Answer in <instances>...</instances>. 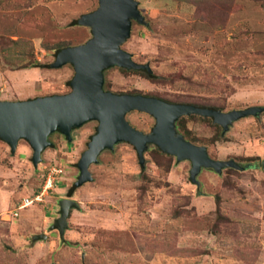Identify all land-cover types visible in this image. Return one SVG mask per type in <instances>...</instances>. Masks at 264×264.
Returning <instances> with one entry per match:
<instances>
[{
  "label": "rangeland",
  "instance_id": "1",
  "mask_svg": "<svg viewBox=\"0 0 264 264\" xmlns=\"http://www.w3.org/2000/svg\"><path fill=\"white\" fill-rule=\"evenodd\" d=\"M138 1L148 25L133 20L123 48L156 76L109 67L106 90L224 111L264 106V0ZM98 6L99 0H0V100L70 92L73 64H51L61 49L93 36L78 19ZM193 115L178 120L188 140L206 145L213 158L249 167L203 168L198 185L190 160L151 143L142 165L125 141L101 152L90 165L93 180L76 186L98 121L74 128L71 140L50 134L37 167L27 140L13 151L0 138V264H264V112L225 133L212 117ZM126 117L144 132L156 124L139 110ZM50 166L63 173L44 191ZM36 195L41 199L14 216ZM64 197L80 208L71 209L62 240L51 226ZM37 233L48 237L33 242Z\"/></svg>",
  "mask_w": 264,
  "mask_h": 264
},
{
  "label": "water",
  "instance_id": "2",
  "mask_svg": "<svg viewBox=\"0 0 264 264\" xmlns=\"http://www.w3.org/2000/svg\"><path fill=\"white\" fill-rule=\"evenodd\" d=\"M133 20L148 25L138 0H99L97 9L83 14L78 22L89 26L93 36L85 43L64 47L51 64L57 68L73 64L75 74L71 91L23 100H0V138L10 144L13 151L21 139L27 140L34 149L33 164L37 167L43 151L52 145L50 134L59 130L71 140L74 128L98 121L97 131L78 162L80 176L76 186L93 180L90 165L99 161L101 152L114 149L117 143L125 141L136 147L142 165H145V152L151 143L179 161L190 160L191 179L198 185L197 176L203 168L222 173L229 167L239 170L249 167L233 158H213L206 145L188 140L179 131L177 121L184 115L208 116L220 124L225 133L235 121L264 112V106L223 111L142 94H118L104 88L105 70L109 67L152 71L149 63L137 62L133 54L123 48L131 35ZM136 109L156 118L150 132L136 128L127 119V113ZM59 207L60 215L51 229L58 230L60 238L65 240L71 209H79L80 204L71 197H64L59 200ZM47 237L46 233H37L32 240Z\"/></svg>",
  "mask_w": 264,
  "mask_h": 264
},
{
  "label": "built area",
  "instance_id": "3",
  "mask_svg": "<svg viewBox=\"0 0 264 264\" xmlns=\"http://www.w3.org/2000/svg\"><path fill=\"white\" fill-rule=\"evenodd\" d=\"M63 173L62 168H58L56 166H50L47 169V178L46 184L44 185V191L50 188L56 180V177ZM44 194V192L42 193ZM41 199V195H36L35 197H26L23 202L20 204L17 210L14 211V216L19 214L18 210L27 207L28 205L34 203L37 200Z\"/></svg>",
  "mask_w": 264,
  "mask_h": 264
},
{
  "label": "trees",
  "instance_id": "4",
  "mask_svg": "<svg viewBox=\"0 0 264 264\" xmlns=\"http://www.w3.org/2000/svg\"><path fill=\"white\" fill-rule=\"evenodd\" d=\"M196 3H198V2H201L200 0H194ZM222 2H223V0H221ZM225 2H227V0H224ZM74 23H77V21H74ZM37 66H42V65H37ZM124 68V67H123ZM135 71H140V72H143V73H145L146 74V76L147 77H150V78H154L156 75H154L153 73H151V72H149V71H147L146 69H138V70H135ZM197 106H200V105H197ZM212 108H214V109H220V110H223V108L222 107H218V106H212ZM193 116H196V114H194ZM211 118V117H210ZM212 119V118H211ZM183 119H181L180 121H178L177 122V127H178V129H179V126L180 127H185L184 125L185 124H183V121H182ZM58 132H59V130H58ZM185 135V134H184ZM158 149V148H157ZM159 150L161 151V149L159 148ZM229 169H232V168H230L229 167ZM75 190V186L73 185V186H71L70 187V189H69V191H68V193H69V196H71L72 194H73V191Z\"/></svg>",
  "mask_w": 264,
  "mask_h": 264
},
{
  "label": "bare ground",
  "instance_id": "5",
  "mask_svg": "<svg viewBox=\"0 0 264 264\" xmlns=\"http://www.w3.org/2000/svg\"><path fill=\"white\" fill-rule=\"evenodd\" d=\"M136 110H137V109H136ZM88 155H89V154H88ZM88 155H86V157L84 158V161L86 160V158H87Z\"/></svg>",
  "mask_w": 264,
  "mask_h": 264
},
{
  "label": "flooded vegetation",
  "instance_id": "6",
  "mask_svg": "<svg viewBox=\"0 0 264 264\" xmlns=\"http://www.w3.org/2000/svg\"><path fill=\"white\" fill-rule=\"evenodd\" d=\"M224 111V110H223ZM226 169V168H225ZM72 198V197H71Z\"/></svg>",
  "mask_w": 264,
  "mask_h": 264
}]
</instances>
